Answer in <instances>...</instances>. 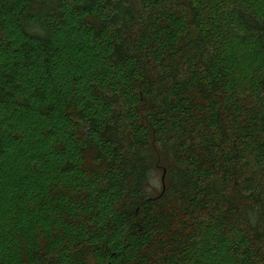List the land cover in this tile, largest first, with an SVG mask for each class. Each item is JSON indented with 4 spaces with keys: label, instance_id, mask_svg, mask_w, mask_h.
Masks as SVG:
<instances>
[{
    "label": "trees",
    "instance_id": "1",
    "mask_svg": "<svg viewBox=\"0 0 264 264\" xmlns=\"http://www.w3.org/2000/svg\"><path fill=\"white\" fill-rule=\"evenodd\" d=\"M0 264H264V0H0Z\"/></svg>",
    "mask_w": 264,
    "mask_h": 264
},
{
    "label": "rangeland",
    "instance_id": "2",
    "mask_svg": "<svg viewBox=\"0 0 264 264\" xmlns=\"http://www.w3.org/2000/svg\"><path fill=\"white\" fill-rule=\"evenodd\" d=\"M159 178H161V175H159Z\"/></svg>",
    "mask_w": 264,
    "mask_h": 264
}]
</instances>
